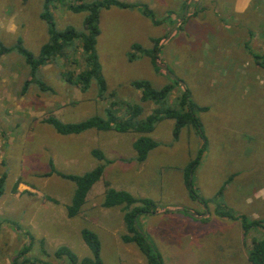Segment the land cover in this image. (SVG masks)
<instances>
[{
  "label": "rangeland",
  "instance_id": "1",
  "mask_svg": "<svg viewBox=\"0 0 264 264\" xmlns=\"http://www.w3.org/2000/svg\"><path fill=\"white\" fill-rule=\"evenodd\" d=\"M43 1L0 0V39L5 45L12 46L20 37L27 49L38 54L49 37L48 25L40 16ZM93 1L98 0H54L50 10L55 28L83 32L85 12H74L69 6ZM123 1L140 6H110L99 15L95 51L107 85L103 97L98 96L94 79L85 91L67 79L71 76L74 81L87 68L78 42L66 46L37 71L35 78L49 89L32 82L23 91L25 81L32 79L24 58L16 51L0 55V264H12L30 236L32 247L24 257L37 260L30 264H67V256L54 255L60 246L68 247L79 259L90 256L81 236L83 228L98 234L104 264H147L118 239L121 209L101 206L106 182L134 195L159 197L160 203L212 214L207 225L194 220L187 228H227L221 223L241 226L238 219H217L215 209L261 219L264 224V62L258 63L264 60V0H252L241 13L233 10L235 0ZM153 38L162 39L154 63L141 52L134 61L128 60L133 43L149 50ZM255 53L262 58L256 60ZM134 80H148L154 88L168 83L174 86L164 101L155 104L140 99V90L130 84ZM184 89L194 103L207 108L194 110L205 139L194 127L182 128L178 138L172 139L174 121L163 119L148 134L159 146L144 162L133 156L132 141L140 133L89 129L62 135L45 121L49 116L64 123L94 115L126 118L135 104L142 106V119L156 109L176 107ZM203 144V155L190 180L198 198L206 203L191 198L188 192L184 199L182 180L184 168ZM94 148L116 163L105 164L80 212L69 217L66 206L71 203L75 183L56 173L46 174L52 167L74 175L93 169L101 163L91 153ZM220 187L223 193L218 195ZM159 208L166 209L162 204ZM155 218L157 228L162 224L163 228H181L178 221L142 213L137 225L151 241ZM263 236V227L242 228L243 247L235 251L241 261L207 254L206 264H249L244 249L249 250L246 246ZM164 245L155 246L163 264H178ZM194 246L199 248L192 243V251ZM208 246L212 251L211 244ZM193 252L199 260L201 251ZM186 263L200 264L191 258Z\"/></svg>",
  "mask_w": 264,
  "mask_h": 264
},
{
  "label": "trees",
  "instance_id": "2",
  "mask_svg": "<svg viewBox=\"0 0 264 264\" xmlns=\"http://www.w3.org/2000/svg\"><path fill=\"white\" fill-rule=\"evenodd\" d=\"M53 1L54 0L43 1V10L40 13V16L48 25L49 37L48 40L41 45L38 54L35 55L27 49L23 45L22 39L18 37L12 46L5 45L0 39V55L16 51L24 58L25 63L29 66L32 79L25 81L23 91H25L28 85L32 82L37 83L42 89H49L48 86L41 82V80L35 78L37 71L40 67L49 63L53 58L62 54L66 46L78 42L87 68L78 73L74 81L71 76H67V79L79 85L82 91L88 89L91 80L94 79L98 86V96L103 97L107 91V85L105 78L101 75L100 65L95 51V44L100 33V11L102 8H108L110 6L126 9L139 7L140 5L123 0H98L89 3L82 2L77 6L70 5L69 8L74 12H85L83 18V32H79L73 27H67L64 30H57L55 28V22L50 10V5ZM144 12L148 14L146 11ZM152 22L154 24L156 23L153 19ZM161 40V38H153V46L149 50H142L139 43H133L131 45V51L128 53V60L134 61L138 58L139 53L141 52L145 55H150L154 63V60L161 48ZM253 56L256 60L262 58V56L257 53L253 54ZM263 62L264 60L258 63L261 64ZM156 68L158 67L156 66ZM177 82L178 80L174 79V83ZM130 84L132 87L140 90V99L143 102L149 100L153 101L155 104L164 101L174 86L173 84L168 83L159 88H154L148 80H134L131 81ZM196 109L205 110L207 108L204 106H198L194 103L190 99L188 91L184 89L177 99L176 107L156 109L142 119H140L142 106L135 104L126 118H119L114 114H108L107 118L94 115L78 122L64 123L54 116H49L45 119V121L62 135L79 134L89 129L102 131L115 130L121 133H140L142 135L138 136L133 141L132 147L135 150V160L142 162L146 159L148 153L158 145V143L153 138L149 137L148 134L154 130L155 124L163 119L174 120L172 127V136L174 139L178 138L182 128L184 127H194V129L199 132L200 136L205 139L201 123L194 113V110ZM204 149L203 144L199 148L196 157L190 160L184 168L183 177L189 196L193 199H200L206 203V200L201 199L200 197L198 198V195L192 188L190 180V174L193 171L194 166L202 157ZM91 153L101 163L81 175L62 173L57 171L54 167H52L50 172L46 174L51 175L52 173H56L75 183L76 187L71 203L66 206L67 215L69 217H74L80 212L83 204L85 203L88 192L94 183L101 178L105 164L112 161L111 159L106 158L100 149L94 148L91 150ZM2 179L3 178L0 177V184L2 183ZM105 184L106 188L104 190L101 205L107 208L121 206L123 211V221L126 233L122 234L121 239L124 242L134 243L140 252L145 256L147 264H163L161 254L137 225L139 215L142 213H155L158 211L157 203L151 198L136 197L128 191L112 188L108 182ZM222 192L223 189H220L218 195H221ZM215 213L219 216L240 220L244 231H247L254 226H260L264 229L263 220L261 219L249 220L244 214H234L229 210L223 211L222 209H215ZM81 236L90 250V256H85L79 259L68 247L60 246L54 251L55 257L62 258L63 256H67V264H104L101 257V242L98 234L88 228H83L81 230ZM31 240H33L32 236H30L29 241L24 243L22 248L17 252L16 256H14L12 264L36 263L37 260L24 257L31 250ZM20 258L21 260H19ZM248 260L250 264H264V236L260 239H254L251 242L248 252Z\"/></svg>",
  "mask_w": 264,
  "mask_h": 264
},
{
  "label": "crops",
  "instance_id": "3",
  "mask_svg": "<svg viewBox=\"0 0 264 264\" xmlns=\"http://www.w3.org/2000/svg\"><path fill=\"white\" fill-rule=\"evenodd\" d=\"M251 1L252 0H235L233 3V10L236 11L237 13H241L242 11L244 12L250 6ZM171 134H172V131H171ZM172 139H173V136H172ZM158 146L159 145H157L155 148H157ZM134 155H135V151L133 153V156ZM117 161L122 162L123 159H117ZM114 163H116V160L112 159V162H110V164H114ZM182 180H183V187L185 188V191H186V194H184L183 198L186 199V197H188L187 196L188 190L185 187L186 185H184L185 184L184 177H182ZM220 189H223V188L220 187L219 190ZM103 195H104V191H103L102 196ZM134 196L143 197V198L146 197L145 193L144 194L141 193V195H134ZM147 198H151L157 203L158 211L155 213H146V215H157L158 218L162 217L174 223L178 221L180 224L181 228H167L166 226H165L166 228H163L164 226L163 224L160 226V228H157L156 224L158 223V220L157 218H155V222H154L155 228H152L154 235L152 236L153 237L152 241L149 239L152 242V244L153 245L155 244L154 246H157V247L160 246L161 242H165L164 248H167L168 250H170V258L176 259V262L178 264H182L180 262L183 260H184L183 264H187L186 262H190V258L194 259V262H197L200 264H206L207 254H209L212 258L215 255V257L219 260L231 258L235 263H239V261H241V258L235 255V251L241 250V248L243 247L242 245V226H240L241 228L240 227L234 228V226H232L231 224L226 225L225 223H221L220 224L221 227H227V228H187L188 225L190 226L193 223H195L194 220H197V221L202 220L204 221L205 225H207L206 221L211 217L212 214L211 215L200 214L191 209L187 210L185 208H182L181 206H172L170 205L172 204L170 202L168 203V205L166 203H160L162 199L159 197L151 196ZM102 201L103 199H101L100 203H102ZM161 204L162 206L166 207V209L159 208V205ZM117 207L121 209L120 211H118L122 217V225H120L121 228H120V233L118 235V239L121 241V244H122L124 241L121 239V236L122 234L126 233V228H125L124 221H123L122 208L121 206H117ZM207 214H209V212ZM213 216L216 217L217 219H221L222 221H226V222L229 221L230 219L228 217L219 216L215 212ZM231 233L233 235V238H230ZM212 235H215L216 237L213 238ZM124 243H127L126 246H124L127 248V251L132 252V254H135L136 258H138L140 261L143 259V257L145 258L143 254H142L143 256L139 254V252L136 249L138 247L134 243H130V242H124ZM192 243L193 245L197 244V246L199 247L197 248L194 246L193 251H196L197 253L199 250L201 251V255H200L201 257H199V260H198L197 255L190 249V245ZM208 244H211L212 251L209 249ZM246 247H248L249 249L250 246H246ZM244 252H245V259L247 263L250 264L248 260L249 250L246 251L244 249ZM229 254L230 256H228ZM101 257H102V244H101ZM102 260H103V257H102ZM103 263H105L104 260H103Z\"/></svg>",
  "mask_w": 264,
  "mask_h": 264
}]
</instances>
